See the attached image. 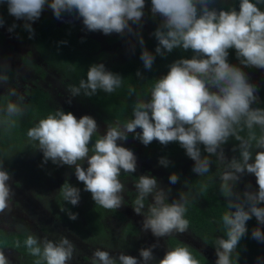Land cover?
<instances>
[{"label":"clouds","instance_id":"clouds-1","mask_svg":"<svg viewBox=\"0 0 264 264\" xmlns=\"http://www.w3.org/2000/svg\"><path fill=\"white\" fill-rule=\"evenodd\" d=\"M0 0V7L13 18L6 25L0 15V28L9 33L17 27L34 34L33 24L45 8L61 22L65 16L78 19L85 32L133 37L131 51L139 48V61L145 72L153 70L157 56L166 58L174 50L190 53L166 65V71L155 77L143 92L129 85L132 99L131 116L105 124L103 131L96 119L88 114L78 118L62 108L49 111L26 131L27 143L42 154L41 164L66 166L72 170L76 184L68 178L58 192L62 202L75 207L81 192L90 194L95 205L105 210H117L125 205L128 186L122 174L133 176L137 156L126 147L129 134L134 141L147 147L154 141L162 147L176 144L192 161L191 173L206 178L201 190L215 185L223 198L219 225L223 234L213 242V264H239L240 244L250 237L264 244V106L259 86L253 83L246 69L264 73V0ZM147 13L156 21L149 33L155 46L145 45L142 28ZM15 21L21 23L17 25ZM232 51L235 63L229 60ZM136 76L145 80L140 70ZM6 77L0 76V81ZM124 77L111 71L103 62L91 63L78 85L69 87L71 97L98 92L112 94L122 87ZM0 104V115L19 118L23 114L14 89ZM71 103V99L67 101ZM233 140L230 157L224 146ZM159 166L169 168L173 161L167 155L158 157ZM217 171L213 173L212 167ZM252 176L255 185L243 178ZM131 208L142 217L140 231L154 238L182 234L189 228L185 214L195 197L187 190V181L176 171H170L168 185H183L177 191L161 185L150 172L135 176ZM12 173L0 157V212L10 207L14 196ZM243 184L241 188L240 185ZM80 185V186H78ZM69 220L77 219L70 208L61 209ZM255 219L249 228L248 221ZM24 246L37 257L35 264H69L75 245L67 236L58 239L27 235ZM157 243L141 246L137 255L97 247L92 251L91 264H200L189 248L177 245L154 255ZM0 264H10L0 249ZM255 264H264L257 256Z\"/></svg>","mask_w":264,"mask_h":264},{"label":"flooded vegetation","instance_id":"flooded-vegetation-1","mask_svg":"<svg viewBox=\"0 0 264 264\" xmlns=\"http://www.w3.org/2000/svg\"><path fill=\"white\" fill-rule=\"evenodd\" d=\"M0 15L4 16L6 25L14 22L13 18L7 14L5 7H0ZM47 16L53 22H47ZM64 21L56 20L51 10L45 8L40 18L33 24L34 34L31 38L20 27H17L12 33L6 31V28H0V76L6 77L5 81H0V104L6 100L16 102L15 96L8 95L12 89L16 91L18 96H23V100L19 102L23 110L22 116L9 119L11 123L12 121L16 122L18 128L26 125L25 115L28 112L26 108L36 105L42 109L41 118L44 117L42 114L45 113V109L48 113L49 110L53 111L56 108H62L66 111H71L77 118L80 115L88 114L93 116L97 123L100 121L102 125L105 126L106 124L98 115L94 106L88 102L87 97L83 94L76 97L70 96L69 87L78 85L81 79L80 73L74 71L73 73L67 65L61 64L59 55L62 54V51L64 52L62 55L70 51L65 47V44H71L75 47L76 56L81 59L89 58V60H92V63H95L103 62L106 58L107 63L104 64L109 69L114 63L113 61L108 62V60L112 58L117 59L118 57V55L110 56L109 50L112 49L113 53L117 52L119 57L124 59L129 52H132L130 45L135 40L133 37L121 38L116 34L106 36L98 31L85 32L80 21L69 16H65ZM15 23L19 25L21 22L15 21ZM49 23L52 24L49 25ZM52 25L56 29H53ZM49 32L56 34L57 40ZM68 34H72L75 39L71 41ZM123 47L125 50L120 55L121 48ZM69 99H71V103L67 102ZM34 114L37 113L35 112ZM29 119L32 125L38 120L32 117H29ZM1 121H3V118L0 117ZM0 127L3 128L1 124ZM128 141L139 146V150L131 148L134 152H144L150 157L157 156L156 160L158 157L165 155L157 150H150L138 141L132 140L131 134H129ZM26 145H29L27 141ZM6 147V144H0V157H3L7 164L8 156L6 154L8 152L5 150L7 149ZM228 147L229 145L226 144L224 151L230 157L233 154ZM31 148V151H28L26 148L18 150L19 152L17 153L28 152V154H33L39 152L32 146ZM180 157L182 155L168 156L169 160L173 161V164L169 168H165L167 177L170 171H180L179 164L182 162V158ZM5 167L9 168L8 165H5ZM179 174L181 176V173ZM188 174L184 176L187 180V190H189L191 178ZM70 176L72 177L69 179V182L76 184L74 175L71 173ZM135 176V173H133V176L122 174L121 179L124 182L130 181L133 184L136 179ZM243 179L255 185L254 177L247 176ZM64 180L60 179L56 182V190L53 192L51 199L34 198L32 196L26 199L21 196V193L18 195L14 194L12 201H10V207L4 212H0V235L4 237H21L18 242L23 247H25L24 240L29 234H36L40 238L47 237L49 239H58L61 235L67 236L75 245L73 258L69 264L88 263L91 252L97 247L111 249L113 253L115 251H126L128 254L137 255L139 247L148 246L153 243L159 245L154 249V255L157 258H160L168 248L185 245L213 264L215 260L211 256H215L213 247L197 237L190 229V226L182 234H174L159 240L147 232V239L142 241L141 237H145L146 234V232L140 231L142 217H137L135 213H130L131 211L133 212L131 205L135 193L128 199V205L126 209H123V212L120 208L117 210H105L99 205H95L90 198V194L87 192V196L77 206L68 207L62 202L61 197H57L59 193L58 189ZM160 183L162 186L168 185V180L163 179ZM181 183H184L183 180ZM168 186L173 189V195H175L176 189L180 188V183ZM240 187H243L242 183ZM190 191H192L195 199L187 206L192 205V208H199L206 203L202 196L197 195L192 189ZM48 193L47 195H49ZM63 207L70 208L71 211L77 213V219L69 220L66 213L61 210ZM186 218L188 219V217ZM88 219L97 220L101 232L94 234L89 231L86 226V220ZM109 220L118 223H114L115 227H109L107 225ZM119 221H121V226ZM262 245L258 243L261 251L263 249ZM83 249L85 250L84 257L80 254V251ZM3 250L5 254H13L17 258H20V264H27L25 257L16 253L13 248H3ZM263 252H260L257 256L262 255ZM250 263L255 264V261Z\"/></svg>","mask_w":264,"mask_h":264},{"label":"trees","instance_id":"trees-1","mask_svg":"<svg viewBox=\"0 0 264 264\" xmlns=\"http://www.w3.org/2000/svg\"><path fill=\"white\" fill-rule=\"evenodd\" d=\"M228 2L229 0H226L218 4L217 6H224ZM147 7L148 6L146 5V15L144 18L146 23H148L149 25V32H142V34L144 36L146 47L149 50H152L155 46V40L154 38L150 37L149 33L155 28L156 21L151 18L150 14L147 13ZM46 21L53 22L48 16L46 17ZM50 24L52 23H49V25ZM52 27L53 29H56L53 25ZM49 34L55 40H57L56 34H53L51 32H49ZM68 36H70L69 38L71 41L75 39L72 34H68ZM65 47H67L70 51H67L65 55H62L64 53L62 51V54L59 55L60 63L67 65L71 72L74 71L80 73V77L84 78L87 67L89 66V64L92 63V60H89V58L81 59L76 56L77 54L75 53V47L71 44H65ZM135 53L137 54V58L127 60L124 63H114L109 67L111 71L117 72L124 77V83L120 89H118L112 94L98 92L95 96L87 97L88 102H90L94 106V108L98 112V115L106 124L117 119L123 120L131 116V105L133 98L128 97L127 95V88L129 85L134 86L138 92L146 91L150 87L153 79L166 71V65L168 63L180 56L190 55V53L182 52L181 50L176 49L166 58H160L159 56H157L155 64L153 66V70L150 72H145L142 68L141 62L139 61L138 47ZM82 56L85 57L84 55ZM229 60L233 63L236 62L231 50ZM137 70H140L142 72L143 76L146 78L145 80H139L137 78ZM246 71L249 73L250 79H252V74H259V76H257L254 80L251 81L259 86V96L261 103L257 106H264V73H261L258 69H246ZM26 110H28L25 115L26 125H23L22 128H18L16 122L12 121L11 123L9 121V118L0 115V117L3 118V121L0 122L1 126H3V128L0 127L1 145H10L13 149L18 150H24L26 148L28 149V151L32 150L30 145H26V131L32 125L29 117L39 120L41 118L40 114L42 113V109H40L36 105L33 107L29 106L26 108ZM44 111L45 113H43L42 116H45L47 113L46 109ZM35 112L37 114H34ZM235 143V141L230 139L228 143V148L231 149L233 144ZM146 148L150 150H157L167 156L184 155L183 150L180 149L176 144H169L166 147H162L154 141ZM212 171L213 173H215L217 171V167L212 168ZM188 175H190L191 177L189 183V190L192 189L197 195L202 196L206 203L200 206L199 208H192V205L187 206L185 216L189 219V226L193 233L202 241L213 247L214 238L223 234V230L218 223L220 220V216L224 211L223 198L218 195V191L215 185L210 184L206 190H201L202 184L205 182L206 178L193 176L192 173H189ZM181 178L183 182L186 180L185 177ZM57 197H60L59 193ZM67 206L71 207L70 205ZM247 223L249 228H251L255 225V219L253 218ZM86 226L87 229L94 234L101 232V228L98 226L97 220H86ZM20 239L21 237L19 236L4 237L0 235V249L13 248L16 253H18L22 257H25L27 264H35L38 258L31 256L28 250L19 244L18 241H20ZM190 251L192 252L193 256L197 260H199L200 264H211L210 262H208V260L201 257L197 252H194L193 250ZM260 252H263V249L261 251L260 247L258 246V243L252 240L250 237H245L240 244L239 264H254L250 262H254Z\"/></svg>","mask_w":264,"mask_h":264},{"label":"rangeland","instance_id":"rangeland-1","mask_svg":"<svg viewBox=\"0 0 264 264\" xmlns=\"http://www.w3.org/2000/svg\"><path fill=\"white\" fill-rule=\"evenodd\" d=\"M226 0H222L224 2ZM145 21V18H144ZM143 33H148L149 32V25L148 23H144L143 28H142ZM133 43H135L133 41ZM128 48V47H127ZM122 51L120 55L124 52L125 48H121ZM111 55L110 56H116L118 55L117 59H109V61H113V63H124L127 60L130 59H135L136 53L129 52L126 57L120 58L119 54L113 53L112 49L109 50ZM115 58V57H114ZM123 59V60H122ZM103 63H107L106 58L103 60ZM259 74H252V79L254 80ZM100 130L103 131L105 126L102 125L99 121L98 123ZM126 147L133 148L134 150H139V146L132 143V142H126L125 144ZM6 156H8L7 159V164L9 168H7L11 173H12V180L10 183H12L13 191L14 194L18 195L21 193V196L23 198L29 199L31 196L36 198H47L51 199L53 196V192L56 190V182L59 181L60 179H71V169H68L66 166L64 167H53L50 162L47 164H44L42 167L40 166L41 164V158L42 154L40 152H35L33 154H28V152H19L18 149H13L12 146L7 145ZM137 156V170L135 172V175L138 176L140 174H143L145 171L150 172L152 175L156 176L158 181H162L163 179L167 180V175L165 174V168L161 167L158 165L156 157H150L149 155L145 154L144 152H134ZM227 155V152H225ZM182 158V162L179 164V169L180 171L178 173H181V177H184L185 174L191 173L190 168L192 165V161L188 159L186 156L180 157ZM175 162V161H174ZM12 164V166H10ZM216 165L214 164L212 168H215ZM128 186V190L125 193V205H123L120 209L123 212V209H126L128 205V199L132 197V194L134 193L132 189V184L130 181H125L124 182ZM43 185V186H41ZM183 185L180 184V188L176 189V191H183ZM51 190V191H50ZM49 192V193H48ZM47 193L50 195H47ZM176 194V193H175ZM43 196V197H42ZM87 194L86 192H81V200L83 201V198L86 197ZM41 199V200H42ZM42 202V201H41ZM134 213V212H130ZM137 217H141L137 214H135ZM137 222V221H136ZM114 223H118L116 221H108L107 225L110 227H115ZM120 226H121V221H119ZM120 227L119 225H116ZM147 232L145 234V237H141L142 241L147 239ZM262 248L264 249V244L262 245ZM84 249L80 251V254L82 257H84ZM116 252V251H115ZM115 252L113 254H115ZM92 254V252H91ZM90 254V255H91ZM11 264H20V258H17L13 254H5ZM87 256V254H86ZM212 259L215 258L214 255H211ZM264 257V252L262 255ZM78 263L77 261H75ZM85 264H91V259L89 260L88 263Z\"/></svg>","mask_w":264,"mask_h":264}]
</instances>
